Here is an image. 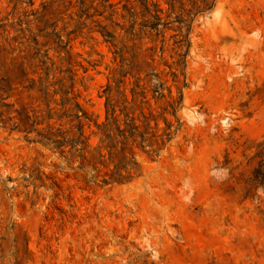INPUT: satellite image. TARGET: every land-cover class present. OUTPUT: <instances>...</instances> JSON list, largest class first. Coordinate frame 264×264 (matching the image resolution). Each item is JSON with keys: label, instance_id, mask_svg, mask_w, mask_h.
<instances>
[{"label": "rangeland", "instance_id": "obj_1", "mask_svg": "<svg viewBox=\"0 0 264 264\" xmlns=\"http://www.w3.org/2000/svg\"><path fill=\"white\" fill-rule=\"evenodd\" d=\"M103 1L0 0V264H264V0Z\"/></svg>", "mask_w": 264, "mask_h": 264}, {"label": "trees", "instance_id": "obj_2", "mask_svg": "<svg viewBox=\"0 0 264 264\" xmlns=\"http://www.w3.org/2000/svg\"><path fill=\"white\" fill-rule=\"evenodd\" d=\"M140 5L142 6V8L144 9L145 12V16H150L153 19V22L150 21H146L143 24H141V30L139 33H137L136 30V23L135 21H133L132 25L130 28L126 29V34L127 37L131 39V41H134L138 36H142V35H147L148 33H150L151 36H156V37H160L161 35L164 34V30L168 29V24H163L162 23V19L159 15V13H162V11L157 10V15L156 16H152V10L150 9L149 3L147 0H137ZM109 0H104L103 3H108ZM175 0H171L169 2V5L171 7H173ZM216 0H201L202 5H198L197 3L194 4V9L199 11V10H203V9H208V8H213L215 5ZM72 5V2H71ZM110 8L112 9L113 6H109L106 7L105 9ZM155 8L158 9L159 6L155 5ZM163 26L164 30L160 29V27ZM100 33L103 36V38L105 39V42L108 44H112L115 48H117V38L115 36L114 33L110 32L107 28L102 27L100 28ZM155 33V34H153ZM116 56H119L122 60V62H125L124 56H123V52L121 51H117L115 52ZM129 72H127L126 70H124L123 74L124 76L128 75ZM108 106V112H107V121L106 123L103 125V127L99 126L100 129H102V133L104 134L105 140L103 141L104 144L106 145V149L109 150L110 152V157H111V161L114 162L115 158L118 157V138H117V131L120 130V127L118 125L117 119L115 117V109L113 107H110V104L107 105ZM75 120L78 122V128L80 131V137L78 139V142H73L72 146L77 147L79 143L80 145H84L86 143H84L83 141H81V138H83V134H82V129H83V120L84 119H88L86 114L83 113L82 115H75L74 116ZM127 129H129L128 131L124 132V142H129L131 139H134L136 137V133L138 132V127L132 125V124H127ZM130 133V135L128 136L127 133ZM140 137L143 140V143H145V134H141ZM124 142H122L123 144H125ZM61 144L57 143V146L59 147ZM84 151V149H81L80 152ZM132 151V149H131ZM102 157V156H101ZM127 158L124 157L122 160V164L125 165ZM126 169V165L125 166H116V173H114V175L112 176V180L113 182L116 183H125L126 181H128L129 178H124L121 174L122 170ZM128 169V168H127ZM256 174L258 173V171L255 172ZM104 185H108L109 182L108 181H104L103 182Z\"/></svg>", "mask_w": 264, "mask_h": 264}]
</instances>
